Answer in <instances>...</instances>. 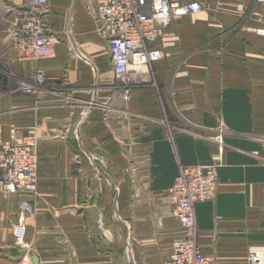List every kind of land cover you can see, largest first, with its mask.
<instances>
[{"label": "crops", "instance_id": "obj_1", "mask_svg": "<svg viewBox=\"0 0 264 264\" xmlns=\"http://www.w3.org/2000/svg\"><path fill=\"white\" fill-rule=\"evenodd\" d=\"M193 1L201 9L174 18L156 42L152 82L124 100L96 0L35 7L56 51L36 62L10 31L29 5L0 0L12 7L0 16V127L4 138L11 127L33 130L38 180L34 194L0 189V264H22L11 231L19 219L30 264H167L183 234L168 189L180 166L215 157L219 131L217 191L195 204L199 248L226 264H246L253 250L264 264V36L254 30L264 5ZM36 67L61 84L58 94L20 90Z\"/></svg>", "mask_w": 264, "mask_h": 264}, {"label": "built area", "instance_id": "obj_2", "mask_svg": "<svg viewBox=\"0 0 264 264\" xmlns=\"http://www.w3.org/2000/svg\"><path fill=\"white\" fill-rule=\"evenodd\" d=\"M256 1L264 5V0ZM47 2L26 0L29 8L13 22L10 29L13 46L22 58L37 60L54 55L48 17L35 9ZM200 9L201 5L193 0H96L95 17L106 37L112 72L124 100L134 88L152 82V66L161 58L155 44L164 29L174 18ZM259 19L254 30L264 36V14ZM24 90L31 88L24 86ZM213 142L215 157L207 163L180 166L168 189L172 213L178 218L183 234L173 242L167 264H226L202 253L197 242L195 204L211 199L217 191L218 168L225 151L222 131L214 135ZM36 151L33 130L20 135L11 127L8 137L4 138L0 127V189L10 193H35L38 182ZM23 207H26L25 202ZM12 235L15 245L24 251L21 263H28L30 243L26 240L23 220L19 219L12 226ZM261 260L258 252L248 251L246 264H261Z\"/></svg>", "mask_w": 264, "mask_h": 264}, {"label": "rangeland", "instance_id": "obj_3", "mask_svg": "<svg viewBox=\"0 0 264 264\" xmlns=\"http://www.w3.org/2000/svg\"><path fill=\"white\" fill-rule=\"evenodd\" d=\"M11 10H12V7H8V6H4L3 8L0 7V16H3L4 13H6L7 11H11ZM55 54H56V52H55ZM29 59L32 60V61H35V62L38 61V60H40V59H37L36 60V59H32V58H29ZM41 59H47V60H49V59H53V58L47 57V58H41ZM39 74H42V76L39 77ZM17 85H18V87L20 88V90L22 92L27 93V94H32V95H36L37 92H38V90L40 88H43L44 86H47V91L51 95L58 94L61 91V88H62L61 87V84H58L56 81L50 80L46 76L45 70L43 68H41V67H36V69L34 71V74H33V76H32L31 79H20V80H18ZM24 86L30 87L31 90L30 91L24 90ZM92 162L95 164V166L97 165L96 166L97 168H98V166H101L102 169H100V170H103L104 167L100 163H98L94 158H93V161ZM11 231H12V229H11ZM21 257L22 256H20L19 261H21V259H22ZM27 262L28 263H26V264H30L29 258H28Z\"/></svg>", "mask_w": 264, "mask_h": 264}, {"label": "water", "instance_id": "obj_4", "mask_svg": "<svg viewBox=\"0 0 264 264\" xmlns=\"http://www.w3.org/2000/svg\"><path fill=\"white\" fill-rule=\"evenodd\" d=\"M88 156H89V158H91V160L93 161V157H92L90 154H89ZM96 166H97V165H96ZM98 168H99V169H102L101 166H98Z\"/></svg>", "mask_w": 264, "mask_h": 264}, {"label": "bare ground", "instance_id": "obj_5", "mask_svg": "<svg viewBox=\"0 0 264 264\" xmlns=\"http://www.w3.org/2000/svg\"><path fill=\"white\" fill-rule=\"evenodd\" d=\"M15 48V47H14ZM16 50H17V48H15ZM18 51V50H17ZM56 52V51H55ZM55 52H54V55H53V57L52 58H54L55 57ZM18 53H19V51H18ZM20 54V53H19ZM177 218V217H176ZM178 219V218H177Z\"/></svg>", "mask_w": 264, "mask_h": 264}]
</instances>
